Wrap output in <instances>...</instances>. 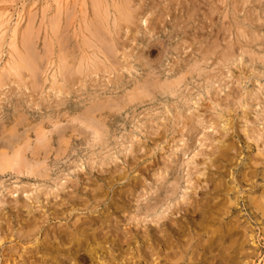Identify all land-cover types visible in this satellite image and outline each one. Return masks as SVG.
Instances as JSON below:
<instances>
[{
    "label": "rangeland",
    "instance_id": "1",
    "mask_svg": "<svg viewBox=\"0 0 264 264\" xmlns=\"http://www.w3.org/2000/svg\"><path fill=\"white\" fill-rule=\"evenodd\" d=\"M102 1L105 57L97 50L95 0H0V131L7 136L23 113L17 129L29 131L20 147L62 124L91 137L67 131L65 142L55 138L48 176L0 171V264H13L10 254L22 263L20 245L45 231L54 248L38 258L62 261L60 228L96 206L99 222L89 232L97 238L75 246L68 264H98L84 259L94 247L107 264H264V219L246 205L264 189V0ZM67 52L76 62L62 76ZM33 56L37 78L21 63ZM150 79L182 81L102 110L103 141L77 120ZM86 193L89 211L66 206V220H49L24 243L12 237L32 227L29 208L41 218Z\"/></svg>",
    "mask_w": 264,
    "mask_h": 264
},
{
    "label": "bare ground",
    "instance_id": "2",
    "mask_svg": "<svg viewBox=\"0 0 264 264\" xmlns=\"http://www.w3.org/2000/svg\"><path fill=\"white\" fill-rule=\"evenodd\" d=\"M112 1V0H111ZM246 1V0H244ZM102 0H95L94 5L97 11V29L99 31V33L101 34L102 38L98 37L97 35L95 36L96 39H98V44L99 47H97V50L103 54V56L105 54H107L106 49L104 48V44L107 41L104 38V32L107 29V13L106 11H108V8L106 9V11H104V6L105 4L102 5ZM248 4V3H247ZM118 9V8H117ZM119 12V18L123 16L124 12L120 9H118ZM130 12V11H129ZM114 14V13H113ZM112 14V15H113ZM192 14V13H191ZM125 15V14H124ZM10 16V15H9ZM126 16V15H125ZM129 16H133V13L130 14ZM9 18V17H8ZM66 19V18H65ZM11 20V19H10ZM134 20V19H133ZM128 21V20H127ZM56 22V21H55ZM262 22V21H261ZM17 23V22H16ZM51 27V26H50ZM63 29V28H62ZM109 29V28H108ZM59 32V31H58ZM116 32V31H115ZM75 33V32H74ZM109 33L111 35V32L109 30ZM91 34V33H90ZM99 34V35H100ZM114 35V34H113ZM113 35H111L112 37H114ZM108 36V35H107ZM110 36V37H111ZM93 37V36H92ZM110 38V40L112 41L113 38ZM44 38V37H43ZM33 41V40H32ZM58 41V40H57ZM65 42V41H64ZM216 43V42H215ZM85 44V43H84ZM96 44V43H95ZM68 45V44H67ZM88 47L94 46L91 45L89 46V44H85ZM84 45V46H85ZM116 45V44H115ZM164 45V44H163ZM220 45V44H219ZM25 46V45H24ZM107 46V45H106ZM214 46V45H213ZM229 47V46H228ZM219 48V46H218ZM31 49V48H30ZM77 49V48H76ZM80 49V48H79ZM89 49V48H88ZM164 49V48H163ZM217 49V48H216ZM154 50V49H153ZM25 51V50H24ZM83 51V50H82ZM111 51V50H110ZM216 51V50H215ZM113 52V49H112ZM151 52V51H150ZM109 53V52H108ZM23 54V53H22ZM215 54V53H214ZM30 55V54H29ZM72 55H70L68 52L65 55H62V60H60L61 64H64L63 66H61L60 68L63 69L62 72V76L65 75H70V69L71 66L75 65V58L72 56V58L70 57ZM261 56V55H260ZM32 57V56H31ZM68 57L70 58V60L68 59ZM105 57V56H104ZM107 57V56H106ZM223 58V57H222ZM254 58V57H253ZM29 59H33V61L36 59V61L38 60V57H34L33 58H23L21 60V63L26 64V65H31L32 66V60L30 61ZM85 59V58H84ZM84 59H82L83 61H85ZM112 60V59H111ZM114 60V59H113ZM14 61V60H13ZM88 61V60H87ZM63 62V63H62ZM71 62V63H70ZM70 63V64H69ZM84 63V62H83ZM116 63V62H115ZM51 64V63H50ZM92 64V63H91ZM95 64V63H94ZM99 64V63H98ZM117 64V63H116ZM85 65V64H84ZM93 65V64H92ZM41 67V66H40ZM82 68L83 70V64L80 63L77 71H82L79 68ZM90 67V66H89ZM58 68V67H57ZM96 69L99 70V67L96 66ZM93 69V68H92ZM193 69V68H192ZM10 70V69H9ZM36 66H32L29 67V71H31V77H36ZM113 70V69H112ZM194 70V69H193ZM200 70V69H199ZM8 71V70H7ZM37 71V70H36ZM202 71V70H201ZM200 71V72H201ZM187 72V71H186ZM191 73V72H189ZM72 74V72H71ZM80 74V73H78ZM195 75V74H194ZM78 76V75H77ZM184 77V76H183ZM17 78V77H16ZM37 78V77H36ZM59 78V77H58ZM151 78V77H150ZM174 79V78H173ZM71 80V79H70ZM26 81V80H25ZM182 81V79H179L175 82L172 83V85L170 84V86H166L165 84H160L158 81L155 80H145L144 83L138 85L132 93L128 94L124 100H113L112 101H107V102H97L95 104H93L91 107L86 108V110L80 114V116L77 118V120L79 119L82 124L85 125L86 128H90L92 129V133L93 135L96 136V140H102L103 141V137H104V132H103V126H105L103 124V118H102V110L104 109H108V110H112L113 108H117L120 107L122 104H127L129 102L135 101L136 99L142 97V96H150L151 93L153 92L152 90V86H155V88H175L177 86H179L180 82ZM67 83V82H66ZM167 83V81L165 82ZM182 89V88H181ZM161 90V89H160ZM60 92V91H59ZM128 92V91H127ZM163 93V91H162ZM165 93V91H164ZM167 93V92H166ZM125 94V93H124ZM152 96V95H151ZM115 98V97H114ZM119 99V98H118ZM98 101V100H97ZM84 109V108H83ZM113 111V110H112ZM98 112V113H97ZM19 113V112H18ZM68 115V114H67ZM25 116V115H24ZM69 116V115H68ZM67 117V116H66ZM23 113L22 114H18V117L15 118V124H14V128L13 130H11L9 132V134L3 135V131H0V171H6V170H11L14 171L16 173H20L22 174L23 172H27L29 174H34V175H38L40 176H44L47 174L48 172V164L46 163V161L48 160V158L50 157V152L53 150V143L56 141L58 143H62L65 142V134L67 133V131H72V132H77L79 134H84L85 135V139L86 140H90V133L86 132L85 129H82L78 127H75L73 124H66L64 126H56L58 127L56 130H51L50 136H45V135H41V133L37 132V142L35 143L34 146H30L29 144H26L23 147L19 146V141L22 139V136L26 135L27 132L29 130H25L23 133H19V130L17 129L18 126H20L22 124V121H24L23 119ZM62 118V117H61ZM13 119V118H12ZM110 120V119H109ZM61 122V121H60ZM78 122V121H77ZM63 123V122H62ZM80 123V122H79ZM39 124V123H38ZM59 125V124H58ZM45 126V125H44ZM12 127V126H11ZM226 127V125H225ZM19 128V127H18ZM4 129V128H3ZM33 130V129H32ZM5 132V131H4ZM40 134V135H39ZM110 134V133H109ZM107 136V135H106ZM56 138V139H55ZM68 139V138H67ZM23 143V140H21ZM32 141V140H30ZM89 143V142H88ZM34 144V143H33ZM64 144V143H63ZM60 145V144H59ZM66 145V144H65ZM68 147V146H67ZM59 148V147H58ZM98 148V147H97ZM68 149V148H67ZM29 150V151H28ZM59 149H56L55 151H58ZM27 152H29L27 154ZM53 152V151H52ZM60 152V151H58ZM66 152V151H65ZM220 154V153H219ZM30 155V156H29ZM263 155V154H262ZM28 158V159H27ZM191 161V160H190ZM212 162V161H211ZM211 164V163H210ZM56 166V165H55ZM233 167V166H232ZM260 167V166H259ZM206 169V168H205ZM254 172V171H253ZM206 173V172H205ZM255 175V174H254ZM48 176V174H47ZM46 176V177H47ZM50 177V176H49ZM51 179V178H50ZM107 182V181H106ZM177 184V183H176ZM173 185V184H172ZM227 185V184H226ZM188 187V186H186ZM209 187V186H208ZM251 188H256V185H251ZM79 190V189H77ZM173 190V189H172ZM191 190V189H190ZM258 190V188H256V191ZM166 192V191H165ZM237 192H239V190H237ZM61 193V192H59ZM78 193V191H77ZM168 193V192H167ZM170 193V192H169ZM87 194V193H86ZM84 194V195H86ZM170 195V194H169ZM81 196L80 195H75V196H71L67 199L66 202L62 201L61 204L57 205L59 206V208H56L55 211L50 212L48 215L46 214V212L44 213L46 216L38 218V214L36 217L35 212L32 210V208H29L28 214H30L32 216V220L31 217L29 219H27V223L30 225H32V227L26 229V230H19L17 232H12V237L17 234V238H19V243L25 241L26 239H31V237L33 235H36L37 233L40 232L41 228L44 226L45 223L49 222V220L51 219H60V221L62 220H66L67 217L71 216V212H65V210L67 209L66 206H72V205H76L77 203L82 204L84 207V210H88L89 208H91L93 205L91 204V206L89 205L88 202H90L91 199L93 198H89V195H86V198H82V200L80 202H77V199H79ZM95 199V198H94ZM210 199V198H209ZM163 200V199H162ZM191 200V199H190ZM211 200V199H210ZM247 200V199H246ZM244 200V201H246ZM189 201V200H188ZM208 201V200H207ZM101 202V201H100ZM164 202V201H163ZM249 207H251L252 209H254L253 213H255L258 217L260 216L261 218L264 219V189L262 190V192L257 195V197L254 198H248V201H246ZM91 203V202H90ZM192 203V202H191ZM217 203V202H215ZM99 205V204H98ZM227 205V204H226ZM90 206V207H89ZM79 207V206H78ZM160 207V206H159ZM228 207V206H227ZM152 208V207H151ZM171 208V207H170ZM59 209V210H58ZM97 209L96 207H93L92 209H90V213L89 215L85 216L83 219H80V217L78 219L75 220V222H73L72 224H68L65 222V226L61 229L60 228V241L58 243V245H56V249L58 251H61L64 253L65 257L64 259H62V261L60 260H55L54 262H50L47 263L46 259H44L42 257V259L40 260L38 258V254H48L51 252V250L54 248V243L49 241V237H50V233L48 231H45L44 233V237L43 239L41 238L40 240L38 239L37 243H34L31 246H23V244L20 245V248L23 249L22 250V254L21 257L23 258V262L20 263L19 261L16 260V258H13V254H10L8 259L10 262H13V264H26L27 262L29 264H35L36 262L40 261V263L38 264H68L67 263V259L70 258L69 256L72 255L75 246L76 248L80 249L81 247H83L84 245H86V243H88L90 240H92V238H97V232H93L90 233L89 230L91 229L90 227L97 224L98 221V217L99 215L95 214L94 215V211ZM54 210V209H53ZM74 208H71V211H73ZM79 210V209H78ZM155 210V209H153ZM152 210V211H153ZM67 211V210H66ZM151 212V211H150ZM220 212V211H219ZM66 213V214H65ZM99 214V213H98ZM149 215V214H148ZM161 216V215H160ZM193 216V215H192ZM146 217V216H145ZM19 221V220H18ZM263 221V220H262ZM105 222H103L104 224ZM232 223V222H231ZM263 223V222H261ZM67 225V227H66ZM157 225V224H156ZM53 226V225H52ZM63 226V225H62ZM61 226V227H62ZM216 226V225H215ZM233 226V225H232ZM90 228V229H89ZM111 228V227H110ZM24 229V228H23ZM131 228H129V231ZM55 230V229H54ZM0 232H2L1 228H0ZM52 232V231H51ZM122 232V231H120ZM264 232V231H263ZM179 233V232H178ZM108 235V234H107ZM64 236L69 237L70 239V246L65 247V242L62 238H64ZM253 237V236H251ZM57 238V237H56ZM1 239V238H0ZM58 239V238H57ZM9 240H12L9 238ZM237 240V239H236ZM253 240V238H252ZM1 242V241H0ZM138 242V241H137ZM221 242V241H220ZM255 242V241H254ZM253 242V243H254ZM24 243V242H23ZM30 243V242H29ZM39 243V244H38ZM202 243V242H201ZM203 244V243H202ZM87 246V245H86ZM257 247V245H255ZM15 245L11 246V248H14ZM190 247V246H189ZM198 247V246H197ZM239 247V246H238ZM255 247V248H256ZM228 248V247H227ZM233 248V246H232ZM133 250V249H132ZM229 250V249H227ZM260 250V249H259ZM13 252V251H12ZM80 252V251H79ZM228 252V251H227ZM16 253V252H15ZM187 253V252H186ZM241 253V252H240ZM86 256L84 257L85 260L90 261L91 263H93L94 261H98V264H107L103 259V250L101 249H97V248H91L89 250H86ZM197 254V253H196ZM4 254H1L0 257L1 261L0 263H2V261L5 259ZM49 256V255H48ZM215 257V256H214ZM52 258V257H51ZM216 258V257H215ZM33 259V260H30ZM4 262V261H3ZM7 262V261H6ZM85 263V262H84ZM213 263V261H212ZM238 263V262H237ZM10 264V263H9Z\"/></svg>",
    "mask_w": 264,
    "mask_h": 264
}]
</instances>
